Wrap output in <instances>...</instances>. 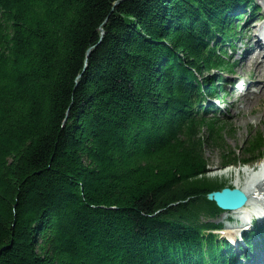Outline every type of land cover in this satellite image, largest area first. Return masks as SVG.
<instances>
[{
    "label": "trees",
    "instance_id": "trees-1",
    "mask_svg": "<svg viewBox=\"0 0 264 264\" xmlns=\"http://www.w3.org/2000/svg\"><path fill=\"white\" fill-rule=\"evenodd\" d=\"M254 1L0 0V264L251 257L263 227L237 253L207 200L226 185L198 178L212 143L223 168L264 158V127L240 159L201 101Z\"/></svg>",
    "mask_w": 264,
    "mask_h": 264
},
{
    "label": "rangeland",
    "instance_id": "rangeland-1",
    "mask_svg": "<svg viewBox=\"0 0 264 264\" xmlns=\"http://www.w3.org/2000/svg\"><path fill=\"white\" fill-rule=\"evenodd\" d=\"M255 2V1H254ZM256 6H260V12L256 16V18H262V22H264V0H257L255 2ZM250 26L245 29V37H249L250 33ZM242 49V45H240ZM238 55V52L236 51L235 56ZM247 58V57H244ZM236 60V58H234ZM233 60V58H232ZM240 67L236 68L235 75H248V71H252V64H249L245 67H243L241 64H238ZM257 76H254V78H261L264 84V73H257ZM239 83L242 85L243 81L240 80ZM232 98L226 95H224L223 98L220 97L218 101H222L223 107L225 105L226 110L222 109L216 100L212 101L214 106L218 110L224 111L227 115H229L225 120L230 125V133L229 135H224L226 137L225 144H223L226 147V150L235 151V153L239 156H241L242 150L244 149L243 143L245 142V139L248 134L250 133H256L257 131H261L264 127V91L259 92L253 95V98L251 100H247L245 102H239L235 101L233 104H231ZM204 154L208 161V168L210 171L205 174L204 176H200L198 178V181L204 182L205 179L212 181V182H218L221 185H226L227 187L231 186L233 187L237 180V174L234 169H236L237 166H241L243 164L235 165L234 166H228L223 168L221 164V151L216 147V144L212 143L211 146L206 145L204 148ZM260 163H264V158H259L254 162H249L247 165L251 168L258 169L260 166ZM234 167V168H233ZM229 171L226 172V174H222V170L226 169ZM244 174L241 173L240 178L244 180ZM261 206V204H259ZM251 208V207H250ZM204 216V215H203ZM202 220L206 221L207 218L202 217ZM215 224H223L224 226H230V225H237L235 224L236 219L234 217L225 216V213H220L215 219L211 220ZM245 229V228H244ZM243 229V230H244ZM240 229H238V226H235L233 229L228 231L227 233L221 232V234L231 240L235 239V236L238 238L239 234L242 232L240 231L237 233ZM237 233V234H236ZM228 235V236H226ZM231 237V238H230ZM233 238V239H232ZM238 244V242L236 241ZM171 257V256H170ZM164 261V258H161L160 261ZM263 261V260H262Z\"/></svg>",
    "mask_w": 264,
    "mask_h": 264
},
{
    "label": "bare ground",
    "instance_id": "bare-ground-1",
    "mask_svg": "<svg viewBox=\"0 0 264 264\" xmlns=\"http://www.w3.org/2000/svg\"><path fill=\"white\" fill-rule=\"evenodd\" d=\"M257 0H255L256 2ZM254 2V3H255ZM258 9H260V6H257ZM248 10V9H247ZM249 12L247 11L244 15H243V19L239 22L241 29H238L237 32V36L235 38V41L233 42V46H231L230 43H225L223 48L227 51V53L230 56V59H234V58H241V57H251L250 59H247L248 61L245 62V66L252 64V71H248V76H251L252 74H257V73H264V65H263V61L260 60L258 61V57L257 54L259 52H261L262 50V43H261V36H260V30L261 28L259 27L258 24H256L259 20V18H255L254 22H250L249 21ZM248 26H250V35L249 37H245V29L248 28ZM240 45H242V49L240 47ZM236 51L238 52V55L235 56ZM256 60V61H255ZM234 65V72L232 73H228L225 71H221L220 74L218 75V86L221 87V91L218 93V95L223 98L224 95L231 97V104H233L235 101H239V102H245L247 100H244L242 98L237 99L234 89H233V81L235 78V71L237 67H240L238 64L233 63ZM214 75H216L214 73ZM216 79L212 80L211 82H215ZM261 92L264 91V87H262L260 89ZM209 98V97H208ZM203 102V100H201ZM200 106V105H199ZM225 107V105H224ZM210 109V113L209 116L211 118H214L216 115H221L223 118H227L229 115H227L224 111L222 110H213L212 108ZM226 109V107H225ZM230 131L228 130L224 135H229ZM226 140V137H224V141ZM225 144V142H224ZM238 158H242V156L237 155ZM239 164H236V166ZM231 166L235 167V164H231ZM228 167V166H227ZM233 167V168H234ZM225 168V167H224ZM229 171V168L227 170L224 169L222 170V174H226V172ZM234 171H236L237 174V180H236V184L234 185L236 188H239L241 190H243L245 193H248L250 195V199L249 202L244 205L242 208L238 209V210H233V211H225V216H230V217H235L237 218V222L240 223V221H242L243 216H245V219H248V217L251 216L255 217V216H263L264 213H260V215H256V214H252L251 212L253 210H257V212H261L264 210V163H260V166L258 169L256 168H251L248 165H241L240 167L237 166L236 169H234ZM241 173L244 174V180H242L240 178ZM256 202L258 203H262V206L257 207V208H253L252 210L249 209V207H251V205L253 206ZM246 221V220H245ZM245 221H243L242 223H240L241 225L245 224ZM247 225V224H245ZM233 225L227 226L229 229L232 227ZM247 250V249H245ZM248 251V250H247Z\"/></svg>",
    "mask_w": 264,
    "mask_h": 264
},
{
    "label": "water",
    "instance_id": "water-1",
    "mask_svg": "<svg viewBox=\"0 0 264 264\" xmlns=\"http://www.w3.org/2000/svg\"><path fill=\"white\" fill-rule=\"evenodd\" d=\"M89 53V51L87 52ZM250 195L235 186H224L207 194V200L212 201L223 211H233L242 208L249 202Z\"/></svg>",
    "mask_w": 264,
    "mask_h": 264
}]
</instances>
